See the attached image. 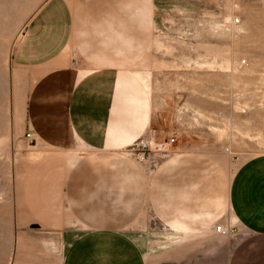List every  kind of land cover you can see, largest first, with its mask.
<instances>
[{"label": "rangeland", "instance_id": "1", "mask_svg": "<svg viewBox=\"0 0 264 264\" xmlns=\"http://www.w3.org/2000/svg\"><path fill=\"white\" fill-rule=\"evenodd\" d=\"M40 1L0 0V264H63L85 225L140 220L129 178L151 176L163 157L142 163L141 140L175 138L167 156L200 150L230 173L264 153V0H79L106 7L104 56L142 82L155 110L153 129L120 154L76 142L53 151L27 137L35 75L10 59Z\"/></svg>", "mask_w": 264, "mask_h": 264}, {"label": "crops", "instance_id": "2", "mask_svg": "<svg viewBox=\"0 0 264 264\" xmlns=\"http://www.w3.org/2000/svg\"><path fill=\"white\" fill-rule=\"evenodd\" d=\"M40 2L24 17L10 59L35 75L26 105L28 134L53 151L76 142L91 152H124L153 129L156 114L142 82L104 56L112 49L105 39L111 34L106 7ZM179 151L163 156L151 176L136 170L129 178L141 212L134 232L130 221L85 225L89 230L73 241L63 264H264V153L230 173L200 150ZM230 220L239 233L214 231Z\"/></svg>", "mask_w": 264, "mask_h": 264}, {"label": "built area", "instance_id": "3", "mask_svg": "<svg viewBox=\"0 0 264 264\" xmlns=\"http://www.w3.org/2000/svg\"><path fill=\"white\" fill-rule=\"evenodd\" d=\"M28 138H32L31 134H27ZM176 142L175 138H168L165 140L159 141L158 139L154 140H141L135 145L136 150L138 151L139 160L143 162L153 161L154 156H167L170 152H172L173 144ZM152 157V159H151ZM235 229L227 228L221 224L216 225L214 227V231L223 236H229L232 233L236 232Z\"/></svg>", "mask_w": 264, "mask_h": 264}]
</instances>
